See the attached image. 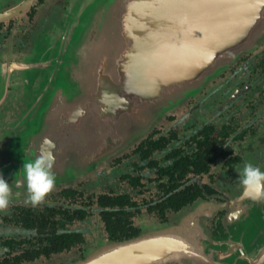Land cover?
<instances>
[{"label":"flooded vegetation","instance_id":"flooded-vegetation-1","mask_svg":"<svg viewBox=\"0 0 264 264\" xmlns=\"http://www.w3.org/2000/svg\"><path fill=\"white\" fill-rule=\"evenodd\" d=\"M69 4L0 0V177L11 187L0 210V264L15 255L23 256L19 264L76 263L106 243L181 221L223 242L224 263L258 261L264 198L245 193L239 174L246 162L264 171V36L127 148L83 176L56 179L41 202H31L18 146L35 125L43 88L24 84L30 71L23 69ZM19 193L25 198L13 201ZM27 251L37 254L28 259Z\"/></svg>","mask_w":264,"mask_h":264},{"label":"water","instance_id":"water-1","mask_svg":"<svg viewBox=\"0 0 264 264\" xmlns=\"http://www.w3.org/2000/svg\"><path fill=\"white\" fill-rule=\"evenodd\" d=\"M69 1L23 69L43 91L18 146L20 161L49 153L58 181L127 148L264 36V0ZM195 227L157 225L71 264H226V245Z\"/></svg>","mask_w":264,"mask_h":264},{"label":"clouds","instance_id":"clouds-1","mask_svg":"<svg viewBox=\"0 0 264 264\" xmlns=\"http://www.w3.org/2000/svg\"><path fill=\"white\" fill-rule=\"evenodd\" d=\"M51 169L52 159L47 152L42 151L38 157L23 162L22 178L33 204L41 202L55 187L56 177ZM239 175L245 193H254L256 199L264 198V171L246 162ZM10 196V184L0 177V210L8 207Z\"/></svg>","mask_w":264,"mask_h":264},{"label":"trees","instance_id":"trees-1","mask_svg":"<svg viewBox=\"0 0 264 264\" xmlns=\"http://www.w3.org/2000/svg\"><path fill=\"white\" fill-rule=\"evenodd\" d=\"M25 241V240H24ZM23 240L19 242V244H22L24 242ZM7 242V241H6ZM9 243H6V244H9L10 246H12L13 248L16 247V245H14V241L10 240L8 241ZM37 254V253H36ZM36 254L34 252H31V251H27V258L28 259H32L36 256ZM23 259V256L21 255H15L14 257H10V258H7L5 259L4 261L6 260H13V261H8V262H11L13 264H19Z\"/></svg>","mask_w":264,"mask_h":264},{"label":"rangeland","instance_id":"rangeland-1","mask_svg":"<svg viewBox=\"0 0 264 264\" xmlns=\"http://www.w3.org/2000/svg\"><path fill=\"white\" fill-rule=\"evenodd\" d=\"M70 5V4H69ZM70 6H68V8H69ZM65 19L67 20V17H65L64 18V22H65ZM66 24H67V22H66ZM215 77V76H214ZM201 90V89H200ZM197 93V92H196ZM182 104V103H181ZM180 104V105H181ZM179 105V106H180ZM179 106H177L175 109H173L172 111H170V112H168V114H171V113H173L174 111H176V109L179 107ZM161 119V118H160ZM158 122V121H157ZM24 199L25 198V195H23L22 193H19V194H15L14 195V197H12V200L13 201H17V200H21V199ZM159 225H162V224H159ZM172 225V224H171ZM154 226H157V225H153V226H151V227H149V229H151V228H153ZM147 230H148V228H147Z\"/></svg>","mask_w":264,"mask_h":264}]
</instances>
